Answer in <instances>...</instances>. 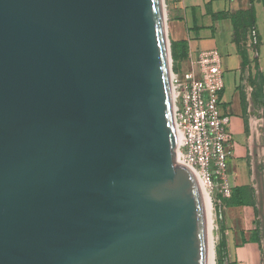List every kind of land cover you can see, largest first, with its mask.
I'll use <instances>...</instances> for the list:
<instances>
[{
	"label": "water",
	"instance_id": "95a60500",
	"mask_svg": "<svg viewBox=\"0 0 264 264\" xmlns=\"http://www.w3.org/2000/svg\"><path fill=\"white\" fill-rule=\"evenodd\" d=\"M171 60L164 0H0V264H212Z\"/></svg>",
	"mask_w": 264,
	"mask_h": 264
},
{
	"label": "crops",
	"instance_id": "0c3cea01",
	"mask_svg": "<svg viewBox=\"0 0 264 264\" xmlns=\"http://www.w3.org/2000/svg\"><path fill=\"white\" fill-rule=\"evenodd\" d=\"M168 1L172 15L171 23L188 19L192 22V26H188L189 31L194 30L199 33L205 30H212L209 27L216 24L224 23L230 31L231 43L237 44L238 53L241 56L240 46L234 40V25L230 15L238 10L248 9L250 0H228V6L226 2L220 6L221 0ZM187 3L190 7L187 6ZM255 8L256 16L258 17L259 8L264 10L263 3L256 1ZM221 14L227 16L222 17ZM212 32H215V27ZM260 34L264 37L262 33ZM179 40H183V38L179 36L172 38V41ZM248 46H250L249 43ZM250 49L247 47L248 63L243 65L241 56L238 78L236 77L234 82L229 85L228 82H225L224 90L221 93L222 111L231 117L230 130L234 140V156L229 163L230 180L233 188L241 186L250 188L253 199L250 205L231 206L226 201V199L230 198H224L217 194L220 202L216 207V217L217 221L220 222V235L223 234L227 242L225 264H255L257 261L260 262L259 249L262 242V230L261 225H258L259 222L257 221L259 209L255 202V194L260 182L258 173L264 174V163L256 165L257 154L255 151L257 149L256 144L263 141H261V135L257 132L250 76L252 75V78H254L257 64L260 71L264 74V66L261 65V50L259 49L258 63H256L253 55L255 52ZM200 51V49H193L190 42L188 43L189 55ZM221 227L223 230H221Z\"/></svg>",
	"mask_w": 264,
	"mask_h": 264
},
{
	"label": "built area",
	"instance_id": "2783aa9c",
	"mask_svg": "<svg viewBox=\"0 0 264 264\" xmlns=\"http://www.w3.org/2000/svg\"><path fill=\"white\" fill-rule=\"evenodd\" d=\"M188 63L183 72L175 70L171 60L173 122L180 142L177 160L198 173L212 213H216L220 202L217 194L230 198L233 192L229 163L234 156V140L231 117L221 107L225 87L222 59L217 49H205L190 54ZM213 229H219L214 222Z\"/></svg>",
	"mask_w": 264,
	"mask_h": 264
},
{
	"label": "rangeland",
	"instance_id": "374dc122",
	"mask_svg": "<svg viewBox=\"0 0 264 264\" xmlns=\"http://www.w3.org/2000/svg\"><path fill=\"white\" fill-rule=\"evenodd\" d=\"M183 1V0H182ZM226 2L228 6V0H221L220 6H222ZM165 3V12L167 16V30H168V38L170 42L171 48V57L173 60V64H175L176 69H181L185 72L189 68L188 61L182 60L180 64L174 62L173 54H172V38H176L177 36L183 38L190 45L193 49L197 50H205V49H217L221 55L222 59V72L224 75L225 82L232 84L236 79L237 75H239V66L241 61V56L238 53L237 44L231 43V34L228 30L227 26L224 23L216 24L215 26H211L215 32L213 33L212 30H205L202 32H196L194 30L189 31L188 26H192V22L187 20H178L176 22L171 23L172 15H171V8L169 6V1L164 0ZM186 6V5H185ZM187 6L190 7V5ZM249 21V14H242L241 19L239 22L242 24L240 27L239 34V41H240V49H247V47L251 48L255 53L254 55V62L258 63V54L259 49L261 50V65L264 66V43L262 33L264 35V10L259 8V13L257 17V27L256 29H251L248 25ZM211 24V23H210ZM171 25V26H170ZM212 33V34H211ZM248 43L250 46H248ZM262 44V46H261ZM261 46V48H260ZM251 77V87L253 89V109L255 113V121L257 124V132L261 135L263 141L262 143L256 144L257 149L255 151L256 155V165H262L264 162V74L257 69V65L255 68V76L254 78ZM238 78V77H237ZM227 86V84H226ZM231 126V125H230ZM259 184L257 186V192L255 194V202L257 208L259 209V214L257 215V221L259 222L258 225H261V246H260V262L257 261L255 264H264V174H259ZM216 213L213 212L212 220L214 222V226L218 225L219 229H213L211 224V234L214 235V243H213V259L214 264L218 263V253H217V245L220 240V226L219 221H217ZM219 237L216 240V237ZM216 240V242H215Z\"/></svg>",
	"mask_w": 264,
	"mask_h": 264
},
{
	"label": "trees",
	"instance_id": "16d2710c",
	"mask_svg": "<svg viewBox=\"0 0 264 264\" xmlns=\"http://www.w3.org/2000/svg\"><path fill=\"white\" fill-rule=\"evenodd\" d=\"M256 1H261L264 6V0H250V7L246 10H238L230 15V18L233 21L234 25V40L240 45L239 41V32L242 29L240 25L242 24L240 21L242 14H249V21L248 25L251 27V29H256L257 28V16H256V8H255V2ZM221 16H227L225 14H221ZM172 54H173V59L174 62H177L180 64L182 60H187L189 59V52H188V42L186 40H179V41H172ZM240 54L242 56V64L246 65L248 63V52L247 49H240ZM174 64V69L175 70H180L176 69ZM257 69H259V66L257 64ZM227 203L231 206H244V205H250L253 202L252 199V192L250 188L246 186H241V187H234L232 196L230 199H226ZM221 230L222 227H221ZM217 253H218V258L219 261L218 263L220 264H225V260L227 258V242L226 238L223 234L220 235V240L217 245ZM230 264V263H229Z\"/></svg>",
	"mask_w": 264,
	"mask_h": 264
},
{
	"label": "bare ground",
	"instance_id": "6f19581e",
	"mask_svg": "<svg viewBox=\"0 0 264 264\" xmlns=\"http://www.w3.org/2000/svg\"><path fill=\"white\" fill-rule=\"evenodd\" d=\"M176 140H177V145H176V153H178L179 151V146H180V142H179V137L177 136V133H176ZM208 201H209V206H210V215H211V224L213 223V220H212V206H211V203H210V199L208 197ZM211 243H212V264H214V259H213V243H214V235L211 234Z\"/></svg>",
	"mask_w": 264,
	"mask_h": 264
}]
</instances>
